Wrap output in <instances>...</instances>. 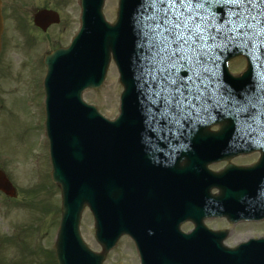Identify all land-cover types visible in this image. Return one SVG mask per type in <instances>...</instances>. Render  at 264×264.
<instances>
[{"label":"water","instance_id":"obj_1","mask_svg":"<svg viewBox=\"0 0 264 264\" xmlns=\"http://www.w3.org/2000/svg\"><path fill=\"white\" fill-rule=\"evenodd\" d=\"M127 1H121L116 24L110 27L101 15L103 0H83L85 19L79 38L68 50L57 49L44 58L48 70L46 131L50 140L52 177L59 183L62 194V219L55 245L58 264H102L117 237L139 219L137 209L130 211L129 186L121 167H126L129 131L142 133L144 129L140 127L146 124V116H150L152 109H143L142 91L141 95L133 92L137 86L133 84L135 76L130 75L133 67L120 64L124 92L121 115L115 122L103 119L80 100L84 87L98 86L102 82L109 52L112 51L114 59L120 63L121 56L116 53L125 34L123 29L133 33L123 17ZM58 20V15L51 10H39L33 16L35 25L43 30ZM1 33L0 13V37ZM131 40L136 43L138 39L133 36ZM137 54L138 51L132 50L131 59ZM0 191L16 196L15 188L1 169ZM85 204L90 205L95 217V237L102 245L101 254L89 251L78 232ZM137 226L140 228L143 224ZM135 234L138 236V231ZM184 238L191 242L194 236ZM189 248H192L191 243H186L178 250ZM259 252L261 259L257 257V263L264 264L261 256L264 247L260 246Z\"/></svg>","mask_w":264,"mask_h":264},{"label":"rangeland","instance_id":"obj_2","mask_svg":"<svg viewBox=\"0 0 264 264\" xmlns=\"http://www.w3.org/2000/svg\"><path fill=\"white\" fill-rule=\"evenodd\" d=\"M4 29L0 54V167L17 189L10 199L0 192V264H52L54 237L60 218V191L50 176V163L44 134L42 110V54L67 45L79 27L78 0H2ZM117 0H104L105 19L112 23ZM13 3L14 6H8ZM17 6L56 10L60 23L45 33H38L27 22L19 20L9 10ZM15 7V8H14ZM17 7V8H20ZM30 10L27 16L30 15ZM26 15V13H25ZM39 64L37 65V62ZM242 62L231 63L237 70ZM121 85L113 63H110L104 83L97 89L83 92V100L96 107L105 118L118 114ZM252 156L244 161L252 160ZM236 160V161H235ZM242 159H233L240 162ZM221 165H217L218 168ZM211 228L224 226L223 221L206 222ZM192 225L182 227L188 231ZM225 244L233 247L249 237L264 236V224H242L227 227ZM80 235L89 249L101 250L94 238L93 219L84 209L79 224ZM132 241L121 237L108 251L102 264H138Z\"/></svg>","mask_w":264,"mask_h":264},{"label":"snow or ice","instance_id":"obj_3","mask_svg":"<svg viewBox=\"0 0 264 264\" xmlns=\"http://www.w3.org/2000/svg\"><path fill=\"white\" fill-rule=\"evenodd\" d=\"M141 36L153 103L169 121L207 103L213 51L264 40V0H146Z\"/></svg>","mask_w":264,"mask_h":264}]
</instances>
